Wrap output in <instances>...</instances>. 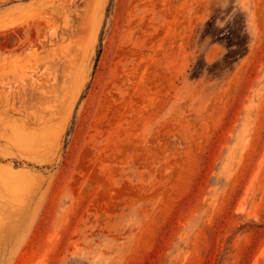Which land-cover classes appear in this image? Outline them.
<instances>
[{
    "label": "rangeland",
    "instance_id": "374dc122",
    "mask_svg": "<svg viewBox=\"0 0 264 264\" xmlns=\"http://www.w3.org/2000/svg\"><path fill=\"white\" fill-rule=\"evenodd\" d=\"M0 264H264V0H0Z\"/></svg>",
    "mask_w": 264,
    "mask_h": 264
}]
</instances>
